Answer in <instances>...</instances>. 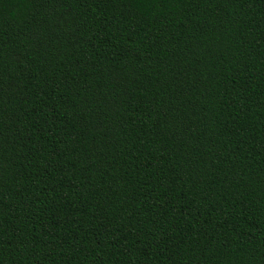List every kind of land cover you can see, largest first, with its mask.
Listing matches in <instances>:
<instances>
[{
    "label": "trees",
    "instance_id": "16d2710c",
    "mask_svg": "<svg viewBox=\"0 0 264 264\" xmlns=\"http://www.w3.org/2000/svg\"><path fill=\"white\" fill-rule=\"evenodd\" d=\"M0 264H264V0H0Z\"/></svg>",
    "mask_w": 264,
    "mask_h": 264
}]
</instances>
